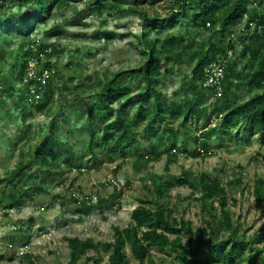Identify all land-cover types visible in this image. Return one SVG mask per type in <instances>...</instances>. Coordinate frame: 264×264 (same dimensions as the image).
<instances>
[{"label": "rangeland", "instance_id": "374dc122", "mask_svg": "<svg viewBox=\"0 0 264 264\" xmlns=\"http://www.w3.org/2000/svg\"><path fill=\"white\" fill-rule=\"evenodd\" d=\"M119 1L110 0L109 6L101 9L91 5V0L63 1L54 7L47 21L37 25L31 42L47 44L53 49L43 61H51L57 70L52 83L55 101L50 104L54 113H36L32 98L21 100L17 92L11 97L7 91L0 94V197L8 188L2 179L10 178L9 172L16 162L30 156L32 137L39 140L54 122L63 139L74 132L70 140L74 147L61 146L62 168L49 173L40 170L34 161L30 164L32 177L18 187L34 186L32 199L21 200L13 207L0 203V264H113L111 244L115 230L126 228L139 206L154 205L152 182L159 179L178 182L168 187L160 199L172 209L168 214L169 225L181 230L179 233L167 231L168 239L180 236L186 249L194 248L202 244L198 230L208 224L209 211L213 210L205 212L202 204L214 208L218 215L221 210L217 201L198 199L202 196L198 186L179 183L185 173H189L191 179L209 175L222 181L227 208L233 215L230 226L221 230V234L234 236L237 230L247 242L246 255L254 258L256 264H262L264 241L262 245L252 238L264 233V200L258 203L254 192L258 177L264 178V123L251 129L244 121L246 112L240 111L228 126L230 133L221 129L212 131V127L220 113L227 109L257 97H262L264 102V87L247 83L250 73L262 64L253 52H264V39L255 36L258 20H264V0H245L251 14L258 17L251 27L247 26L249 15H245L226 31L221 27L220 18H216L217 23L209 29L193 18L192 8L200 0ZM185 4L187 12L183 9ZM39 12L38 7L28 5L16 11L13 18L32 20ZM143 35L151 41L160 39L162 42L176 36L175 47L184 43L178 50L182 55L172 61L167 60L170 53L158 45L162 64L156 69L161 75L154 80L153 87L158 91L159 102L168 111L176 112L189 102L193 110L185 116L168 115L160 131L169 134L171 128L172 137H165L163 143L156 142V154L150 153L151 157L135 168V158L149 152L150 142L154 140L149 128L145 123L140 126L134 145L128 146L125 155L110 153L107 148L90 154L84 99L89 92L81 89L95 87L102 76L136 69L143 64ZM0 42L3 45L1 66L14 58L10 52L18 49L21 39L1 32ZM201 45L209 52L205 68L214 65L213 59L223 58L231 64L229 72L227 68L224 71L223 81L228 84L221 96L207 91L210 90L207 85L219 68L210 71L211 77L206 78L204 74L202 78L193 77ZM222 46L226 47V53H214ZM247 48L249 50L243 52ZM43 64L33 67L31 63L29 73L37 74L43 69L46 75ZM165 66L168 71L164 70ZM14 79L8 67L0 70V85L4 89L14 84ZM146 84V77L141 75L133 79L129 87L134 93L142 92ZM39 96L41 94L35 93L36 98ZM220 97L224 109L215 108V98ZM155 99L152 97L146 106L152 109ZM137 109L138 105L128 110L126 117L135 120ZM101 126L98 122L95 130L99 131ZM172 144L175 148H171ZM237 178H241V183L235 181ZM183 221L191 222L193 237L181 228ZM74 237L92 241L98 249L83 252L71 261L68 240ZM208 238L206 235L205 239ZM124 252L125 264H177L180 254L170 247L158 250L152 246L151 254L142 261L129 244ZM235 264H247V261L237 260Z\"/></svg>", "mask_w": 264, "mask_h": 264}, {"label": "trees", "instance_id": "16d2710c", "mask_svg": "<svg viewBox=\"0 0 264 264\" xmlns=\"http://www.w3.org/2000/svg\"><path fill=\"white\" fill-rule=\"evenodd\" d=\"M63 1L67 0H0V33L5 32L6 34L16 35L21 39L18 49L15 52H10L11 55L14 54V58L6 60L5 64L0 66V70L8 67L15 77V83L9 85L7 89H4L0 85V94L7 91L11 97L17 92L21 100L32 98L36 113H43L45 111L54 113L50 104H53L55 101L52 83L55 81L54 78L57 75V70L51 61H43L44 56L52 54V46L35 44L31 42V37L36 31L37 25L47 21L54 7ZM109 1L91 0V5L101 9L109 6ZM28 5L38 7L40 10L39 15L32 20L22 19L16 21L13 18V14L16 11H21L23 7ZM183 9L184 12H187L186 4ZM192 13L193 18L199 21L200 25L206 29L217 23L216 18H220L223 31L229 30L231 25L240 22L245 15H249L250 18L247 24L248 27H251L254 19H258L257 16L251 14L245 0H200V3L192 8ZM256 25L255 31L257 33L255 36L257 39H264V20L260 18ZM258 27L261 28L259 29ZM142 37L145 38L143 42L145 61L143 64L136 69L102 76L95 87L81 89L82 91L89 92L85 95L84 99L86 101L85 119L90 132L88 147L90 154L94 155L97 150L107 148L110 153L125 155L128 151V146L131 143L134 145L133 142H135V138L138 136L140 126L145 123L146 127L149 128L150 133L154 136V140L150 142L149 152H143L135 158V168H138L146 158L151 157L148 156L150 153L156 154V142L163 143L165 137H172L171 128L169 134L165 130L160 131L165 118L168 115L171 117L174 115L185 116L193 110L192 103L189 102L186 106H181L176 112H173V110L168 111L159 102L158 91L153 87L154 80L161 75V72L156 69L158 65L162 64L158 45L161 44L170 53L167 56V60L172 61L178 60L182 55V52L178 50L184 47V43L175 47V41L178 39L176 36H171L165 42H162L160 39L151 41L147 38V35H143ZM169 42L171 46H169ZM187 47L193 48L191 45H187ZM229 47L233 48L232 45ZM0 50H3L1 42ZM248 50L247 48L243 52H247ZM215 51L214 53H226V47H218ZM208 53L204 51L203 45H201L200 52L197 51V60L193 69L194 79L202 78L204 68L208 63ZM253 55L255 58L261 59L262 64L260 68L250 73L247 83L252 87L263 88L264 52L254 51ZM42 62L46 69V75L43 69L37 74L29 73L31 63H33V67H36V65H40ZM226 68L227 72H229L231 64L228 63ZM164 70L168 71V68L165 66ZM141 75L147 79L146 87L144 91L134 93L132 88L129 87V83ZM237 77L240 78L241 76L237 75ZM226 84H228V81L224 80L222 83L224 91L227 89ZM200 87L202 88L199 85ZM193 88L196 89L197 86H193ZM204 89L207 90L208 88ZM207 91L215 94L216 90L210 89ZM35 93H39L41 96L36 98ZM154 96L156 99L153 108L150 109L146 104ZM221 99V97L215 98V108L218 106V108L224 109L225 106H223ZM136 105H138L137 116L135 120H130L128 116L126 117L127 112L136 107ZM240 111L246 112L244 121L251 129L264 123V102L262 97H257L249 102L238 104L233 109H227L224 113H220L219 118H217L216 123L212 127V131L221 129L225 133H230L228 126L238 116ZM207 120L209 123L210 118ZM98 122L102 125L99 131L95 130ZM73 135L74 132L68 134V137L63 139L58 134V125L54 122L50 125L45 135L40 136L39 140L32 137L31 139L34 142L29 146L30 156L16 162L9 172L10 178L4 177L2 179V181L7 183L8 188L1 195L0 203L7 204L6 207H13L21 200L32 199L34 196V186L28 184L18 187V184H22L23 181L29 180L32 177L30 164L34 161L40 170H45L49 173L62 168L63 161L60 160V155L62 154L61 146H65L67 149L73 148L74 145L70 142ZM250 136L251 133L248 134V137ZM203 146L205 147V145ZM171 148H175V144H172ZM190 177L189 173H185L184 178L179 179V183L189 182L194 186H198L202 192V196L198 199L203 202H206L207 199L217 201L221 210V215H218L214 208L211 206L208 208L205 203L202 204V208L207 213L208 209H213L209 211L211 220H209L207 225L198 230V237L201 239L202 244L186 249L180 236H176L172 240L168 239L167 231L179 233L181 230L173 225H169L168 214L172 209L162 204L160 199L168 187H173L178 182L172 179L164 181L159 179L158 182H152L155 186L151 191V194L154 196V205L149 207L144 205L139 206L132 213V222L124 229L120 230L117 228L115 230L114 240L111 244L113 249L111 262L113 264L126 263L124 249L128 244L142 261L151 254V248L154 246L158 250H165L170 247L173 250L180 251V254L177 256V264H218L219 261H222L221 264H235L237 260H245L247 264H256L254 258L246 255L247 242L239 236L237 230L234 231V236L230 235L227 237L225 234H221V230H225L230 226L233 215L231 210L227 208L226 190L222 181L217 177H210L209 175H201L198 178L192 179ZM235 181L241 183V178H237ZM254 188L257 202L262 203L264 200V178L258 177ZM190 225L191 222L183 221L180 226L193 237L194 234ZM206 235H209L208 239H205ZM252 240H257L263 245L264 233L255 234ZM68 242L71 248V261H75L83 252L98 249L96 243L83 241L78 237L71 238ZM262 264H264V257Z\"/></svg>", "mask_w": 264, "mask_h": 264}, {"label": "built area", "instance_id": "2783aa9c", "mask_svg": "<svg viewBox=\"0 0 264 264\" xmlns=\"http://www.w3.org/2000/svg\"><path fill=\"white\" fill-rule=\"evenodd\" d=\"M230 55L232 53V51L229 52ZM212 61H214V65L210 66L209 68H205L204 71V75L207 78L208 76L211 77V73L210 71H213L215 67H217V69L219 68V72H217V74L214 73V77L211 78V81L209 82V84L207 85V87H209L210 89H215V94L214 95H218L221 96L222 93V83H223V78H224V71L226 69L227 66V60L222 59H213Z\"/></svg>", "mask_w": 264, "mask_h": 264}]
</instances>
